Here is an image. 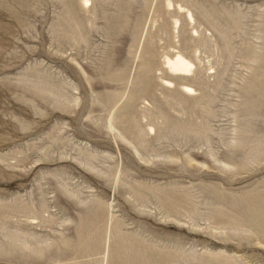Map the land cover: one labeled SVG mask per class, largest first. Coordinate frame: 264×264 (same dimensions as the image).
<instances>
[{"label":"rangeland","instance_id":"rangeland-1","mask_svg":"<svg viewBox=\"0 0 264 264\" xmlns=\"http://www.w3.org/2000/svg\"><path fill=\"white\" fill-rule=\"evenodd\" d=\"M90 1L0 0V264H264V0Z\"/></svg>","mask_w":264,"mask_h":264},{"label":"bare ground","instance_id":"bare-ground-1","mask_svg":"<svg viewBox=\"0 0 264 264\" xmlns=\"http://www.w3.org/2000/svg\"><path fill=\"white\" fill-rule=\"evenodd\" d=\"M82 2H83V4L85 5V6H88L89 4H90V7L92 8V4L90 3L91 1L90 0H82ZM174 0L173 1H171V0H167V2H166V7H167V9L168 10H171V11H174V3H176V2H174ZM180 2V1H179ZM178 3V2H177ZM177 7V12H176V14H178V12L179 13H184V12H186V19L187 20H189V22H191L192 24H194V22H195V20H194V16H193V12H191V11H189V10H187V9H185L182 5H180V4H177L176 5ZM84 7V6H83ZM188 8H190V7H188ZM191 10V9H190ZM173 13V12H172ZM171 14V13H170ZM180 15V14H179ZM183 20H185V19H183ZM185 22H187V21H185ZM173 25H171V26H174V28L177 30V33H178V30H179V28H180V22H179V20L176 18L175 19V21H173ZM182 23V22H181ZM195 26V25H194ZM171 29H172V27H171ZM194 29V28H193ZM193 33V32H192ZM195 34L196 35H198V32L197 31H195ZM175 35V34H174ZM176 35H178V34H176ZM191 48V47H190ZM194 48V47H193ZM173 52H174V55L173 56H170V55H168L167 54V52H166V55H165V62H164V67H165V69L167 70V72H169L171 75H170V77L168 78V77H166V78H162V82H163V84L166 86V87H172V88H174L176 85L174 84V82L176 81V82H178V84H179V86L180 87H182V89H184V95L187 97V98H189V99H191L190 97L192 96V94H194L195 93V91L196 90H194L192 87H191V85H189V84H187V82L192 78V76H194V70H195V63L193 62V60H192V57H190V56H188V55H185V54H183L182 52H180V51H177L176 49H173ZM192 52H193V50H192ZM194 54V53H193ZM193 56V55H192ZM208 65V64H207ZM207 68V67H206ZM208 68H209V70H212V69H214V66L213 65H209L208 66ZM82 72V71H81ZM209 73V72H208ZM212 73H214V71L213 72H211L210 74H212ZM166 75V74H165ZM171 77H173V78H171ZM257 77V76H256ZM177 87V86H176ZM252 87V86H251ZM165 89H167L168 90V88H165ZM182 97H184V96H182ZM140 98V97H139ZM116 101V100H115ZM114 101V102H115ZM122 101V100H121ZM111 105V104H110ZM115 105H116V103H115ZM148 105V104H147ZM150 105V104H149ZM115 108V107H114ZM112 112H113V110H112ZM180 112V111H179ZM110 113V112H109ZM110 115V114H109ZM110 117V116H109ZM108 117V118H109ZM107 118V119H108ZM108 122V127H107V129L109 128L110 130H111V133H113L114 131H115V127H114V125H113V122H114V115L113 114H111V118H109V121H107ZM107 126V125H106ZM150 130L153 132V133H155V130L152 128V127H150ZM110 133V134H111ZM150 133V132H149ZM117 135H118V132L116 133ZM151 134V133H150ZM239 135V134H238ZM119 136L121 137L122 136V134L120 133L119 134ZM235 140V139H234ZM127 143V142H126ZM130 145V144H129ZM134 150H135V152H138L137 150H136V148H134ZM134 152V151H133ZM137 155V154H136ZM170 155V154H169ZM174 155V154H173ZM190 157V156H189ZM141 159V158H140ZM146 162V161H145ZM149 162V161H148ZM147 162V163H148ZM189 162V161H188ZM190 162H191V160H190ZM89 165V164H88ZM119 175V174H118ZM117 176V175H116ZM113 178V177H112ZM116 179H118V177H115V180ZM113 180V179H112ZM115 184H116V182H115ZM110 206V205H109ZM109 208V207H108ZM113 209V208H112ZM12 215V214H11ZM10 216V215H9ZM11 218H14L13 216H11ZM167 218V217H166ZM33 222H34V220H32ZM36 222V221H35ZM16 237V236H15ZM14 237V238H15ZM107 237V236H106ZM45 239V238H44ZM13 240V239H12ZM12 240H10V241H12ZM249 240V239H248ZM255 241V240H254ZM15 243V242H14ZM40 244V243H39ZM260 243H258V245H259ZM261 245V244H260ZM225 255V254H224ZM105 256V255H104ZM224 259V258H223ZM104 260V259H103ZM108 260V259H107ZM226 263V262H225ZM229 264V263H228Z\"/></svg>","mask_w":264,"mask_h":264}]
</instances>
